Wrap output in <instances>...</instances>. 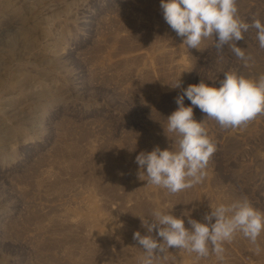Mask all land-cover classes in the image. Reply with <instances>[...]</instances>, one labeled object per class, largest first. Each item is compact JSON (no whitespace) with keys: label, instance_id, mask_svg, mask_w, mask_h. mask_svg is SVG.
<instances>
[{"label":"rangeland","instance_id":"1","mask_svg":"<svg viewBox=\"0 0 264 264\" xmlns=\"http://www.w3.org/2000/svg\"><path fill=\"white\" fill-rule=\"evenodd\" d=\"M238 7L264 23V0ZM237 46L254 62L227 46L221 57L212 40L188 50L160 0H0V264H140L133 234H147L141 219L157 206L186 228L184 213L203 223L210 205L244 196L264 212V115L238 128L206 122L217 151L192 188L169 194L138 177L140 152L174 146L164 128L183 88L264 75L256 30ZM258 244L259 254L237 234L223 264H264V232ZM156 264L220 262L172 248Z\"/></svg>","mask_w":264,"mask_h":264},{"label":"clouds","instance_id":"2","mask_svg":"<svg viewBox=\"0 0 264 264\" xmlns=\"http://www.w3.org/2000/svg\"><path fill=\"white\" fill-rule=\"evenodd\" d=\"M160 8L165 22L182 38V45L188 50H200L204 41L212 40L221 57L227 46L247 66L254 58L245 48L237 46V42L245 40L250 28L256 30L259 47L264 49V23L255 18L251 23L243 20L238 0H160ZM181 84L179 79L171 87L181 88ZM185 98L191 102L190 106H185ZM175 103L178 107L167 117L164 128L166 135L175 136L174 146L163 150L156 146L136 156L139 179L169 194L203 182L210 159L217 151L207 121L229 129L246 126L257 116L264 115V75L253 79L228 71L223 73L219 86L201 79L198 84L183 88ZM194 107L205 114L204 119H195ZM210 208L203 223L184 213L190 228L185 227L182 217L172 215L167 206L154 208L151 220L141 219L147 234L141 235L139 231L133 234L143 250L140 264H156V260L172 248L194 253L197 259L211 254L223 264L226 260L224 244L231 243L237 234L248 239L254 252L259 254L258 238L264 232V212L256 209L247 196L230 203L210 205ZM154 230L156 237L152 235Z\"/></svg>","mask_w":264,"mask_h":264},{"label":"bare ground","instance_id":"3","mask_svg":"<svg viewBox=\"0 0 264 264\" xmlns=\"http://www.w3.org/2000/svg\"><path fill=\"white\" fill-rule=\"evenodd\" d=\"M93 208V207H92ZM98 219L102 222H105V219H103L102 217H98ZM106 223V222H105Z\"/></svg>","mask_w":264,"mask_h":264}]
</instances>
